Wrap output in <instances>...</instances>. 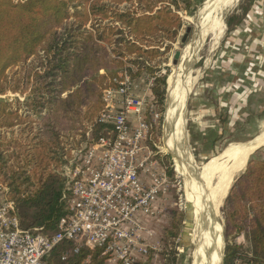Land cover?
Listing matches in <instances>:
<instances>
[{"label": "trees", "instance_id": "trees-1", "mask_svg": "<svg viewBox=\"0 0 264 264\" xmlns=\"http://www.w3.org/2000/svg\"><path fill=\"white\" fill-rule=\"evenodd\" d=\"M212 1L205 0L194 21ZM176 2L0 0V183L8 188L22 230L53 233L65 216L66 179L61 171L80 143L76 135L84 138L92 125L93 138L99 136L102 92L115 86L121 72L155 77L152 96L161 107L167 75L157 76L150 63L162 55L159 46L171 42L181 27L172 10ZM185 2L180 3L184 8ZM20 65L19 71L8 73ZM8 93L23 96V102L16 98L14 107ZM223 211L224 237H248V264H264V158L250 157ZM180 223L171 225L170 237L176 238ZM239 249L227 242L223 264H233ZM107 259L102 248L73 253L71 243L62 242L48 262L105 264Z\"/></svg>", "mask_w": 264, "mask_h": 264}, {"label": "built area", "instance_id": "built-area-1", "mask_svg": "<svg viewBox=\"0 0 264 264\" xmlns=\"http://www.w3.org/2000/svg\"><path fill=\"white\" fill-rule=\"evenodd\" d=\"M136 81L124 70L114 87L103 90L96 119L102 130L64 171L66 214L53 233L22 230L8 189L0 184V264H49L62 242L71 243L73 253L102 248L105 264H138L148 248L156 250L148 244V224L161 212L166 179L150 161L147 142L162 113L152 96L155 77L146 76L142 93Z\"/></svg>", "mask_w": 264, "mask_h": 264}, {"label": "rangeland", "instance_id": "rangeland-1", "mask_svg": "<svg viewBox=\"0 0 264 264\" xmlns=\"http://www.w3.org/2000/svg\"><path fill=\"white\" fill-rule=\"evenodd\" d=\"M188 1L189 3L187 2V5L185 2V8L184 4L182 5L177 2V6H172L173 12L181 21V27L178 29L175 38L171 42L164 41L163 44L159 46L161 47L159 50L162 55L157 57L154 62L150 63L155 65V68L157 69L156 74L158 76H163L164 74L167 75L163 104L161 107L157 106L158 110L159 108L162 109H160L161 111L159 110L162 113V118L160 124L151 129L149 141L147 142L148 150L151 153L150 161L157 162V164L161 166L162 172L165 175L166 181L163 184V188L165 187L166 192L160 197V214L148 224V229L152 232V236L148 239V244L150 245L149 247H153L156 250L148 248L149 252L146 259H143L142 257L140 259L138 258V264H192L191 256L195 245V223L191 204L189 203L185 192V184L187 182L188 174H190L191 171L190 177L193 176L194 178H197V174L203 169L204 165L211 159L221 155L225 149L227 150V148L232 145L249 143L264 131V114H249L247 120L240 124L232 123L231 121L238 122L242 116H239L238 114H222L221 125L224 129L222 128V130L219 131L209 129L208 115L204 114V117H206L204 121L203 116L199 115L200 113H194L192 108L195 107L194 103L196 102V99H199V97L201 98L204 73L209 66L211 58L215 54L217 47L222 42V33L218 37L212 33L211 27L208 25V20L212 17H219L220 22L224 26L226 18L228 17L227 15L230 10L237 5L239 0H236L234 4L231 3L227 6L220 5L219 7L217 6L216 1L213 0L202 11L198 21H194V19L198 14V9L203 5L205 0ZM123 5V3L122 5L120 4V8L123 7ZM73 11L74 10L72 9V12ZM87 27H89V24ZM188 27L191 28V31L187 34L185 42L182 43L181 40ZM143 45H146V43ZM166 47H169L168 50H165ZM176 52L180 53V58L177 65H174L172 61ZM183 54H188L186 58L188 61L187 63H189V71L184 76V79H194L185 103L181 106V110L177 112V117L182 121L178 128L181 134L184 135L182 136V140L187 148V154L189 156L187 159H189L188 161L191 165L189 172H181L180 168L182 167V162L178 161L176 156L172 152L166 150L165 147V113L170 97L168 88L170 87L171 80H174V72L177 69H180V72L182 71V66L184 64H182L180 60ZM20 67L21 65L9 70L8 73L11 74L19 71ZM131 70L135 73L137 67L132 66ZM146 76L151 75L142 72L133 77V79L137 80L136 90L138 93H142L146 89ZM184 81L185 83L178 82L177 86L180 88L182 84L186 85V79ZM6 96L10 100H13L14 107V100L16 98H18L20 102H23L24 100L23 96L18 94L8 93ZM20 114H25V111L20 109ZM228 118L231 120V124H229L230 127L226 125V123H228ZM260 118H262L261 121ZM1 131H3V129L0 130V132ZM14 131L16 133L17 130ZM94 139L92 125L88 126L85 130L84 138L76 135L74 140L76 142L80 140V143L70 151V158H68L67 164L61 171L62 176H64L65 169L70 166L71 160L76 158L79 151H82L85 146ZM184 143L180 144V146H183ZM253 153V156L264 158V145H259L255 148ZM252 155H250V157ZM155 168L157 169V165L150 168L151 172L154 171ZM244 168L236 174L228 190L231 189L235 179L241 174ZM214 180L213 184L215 183ZM3 186L6 187L5 185ZM228 190L223 197L219 208L223 243L220 264H223L224 251L227 242H232L235 243V245L240 246L238 257L233 261V264H248V260L252 255V247L249 238L240 236L232 241V237H228L227 239L224 237L225 218L223 210L226 201L225 197L228 195L227 193H229ZM176 220H181V223L176 238H173L169 236V231L171 230V225L175 223Z\"/></svg>", "mask_w": 264, "mask_h": 264}, {"label": "crops", "instance_id": "crops-1", "mask_svg": "<svg viewBox=\"0 0 264 264\" xmlns=\"http://www.w3.org/2000/svg\"><path fill=\"white\" fill-rule=\"evenodd\" d=\"M227 16L222 42L204 73L201 98L192 108L204 121L208 115L210 130L219 131L222 114L242 116L238 122L228 118V127L245 122L249 114H264V0H239Z\"/></svg>", "mask_w": 264, "mask_h": 264}, {"label": "bare ground", "instance_id": "bare-ground-1", "mask_svg": "<svg viewBox=\"0 0 264 264\" xmlns=\"http://www.w3.org/2000/svg\"><path fill=\"white\" fill-rule=\"evenodd\" d=\"M235 2L236 0H216L218 7L220 5L227 6L231 3L234 4ZM208 25L211 27V32L217 37L223 31V25L219 17L209 18ZM187 55L183 54L180 60L184 64L182 71L180 72V69H177L174 72V80L170 82V87L168 88L170 97L165 113V147L166 150L176 156L178 161L182 162L181 172H189V169H191L189 159H187L189 157L188 151L182 140V136L184 135L181 134L178 128L182 121L177 117V112L181 110V106L185 103L194 82V79L185 78L187 81L186 85L182 84L180 88L177 86L178 82L185 83L184 76L189 71ZM183 143L184 145L180 146ZM261 144L264 145V134L261 135V138L259 137L249 143L228 147L221 155L207 162L199 174H197V178L190 177L191 171L188 174L185 192L191 204L195 223V245L191 256L192 264H220L223 243L219 208L222 199L236 174L245 167L250 155ZM213 180L215 181L214 184Z\"/></svg>", "mask_w": 264, "mask_h": 264}, {"label": "water", "instance_id": "water-1", "mask_svg": "<svg viewBox=\"0 0 264 264\" xmlns=\"http://www.w3.org/2000/svg\"><path fill=\"white\" fill-rule=\"evenodd\" d=\"M237 1H238V0H237ZM190 31H191V28L188 27V28L186 29V32H185L184 37H183L182 40H181L182 43L185 42L186 37H187V34H189ZM179 58H180V53H179V52H176V53L174 54V57H173V61H172V63H173L174 65H177ZM249 159H250V158H249ZM249 159H248V161H249ZM248 161H247V162H248ZM246 165H247V163H246ZM228 192H229V190H228ZM227 194H228V193H227ZM226 197H227V195H226ZM226 197H225V199H226Z\"/></svg>", "mask_w": 264, "mask_h": 264}]
</instances>
